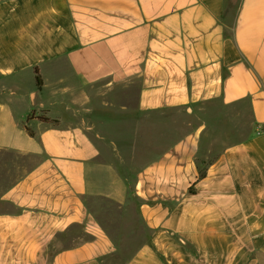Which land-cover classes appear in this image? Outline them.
Wrapping results in <instances>:
<instances>
[{
  "label": "crops",
  "instance_id": "crops-1",
  "mask_svg": "<svg viewBox=\"0 0 264 264\" xmlns=\"http://www.w3.org/2000/svg\"><path fill=\"white\" fill-rule=\"evenodd\" d=\"M228 1L0 0V264H108L94 199L145 226L122 264H264V0Z\"/></svg>",
  "mask_w": 264,
  "mask_h": 264
},
{
  "label": "rangeland",
  "instance_id": "rangeland-1",
  "mask_svg": "<svg viewBox=\"0 0 264 264\" xmlns=\"http://www.w3.org/2000/svg\"><path fill=\"white\" fill-rule=\"evenodd\" d=\"M238 0H229L226 7L225 13V23L227 26L233 25V18L236 14ZM226 29L229 31L228 27ZM246 112L247 118H249V114L247 110L243 109ZM190 116L185 115V120H190ZM189 127V126H188ZM199 127L198 123H194L192 125L193 129H197ZM223 126L221 125V128ZM190 129V127H189ZM188 129V130H189ZM221 145L229 144L233 142L230 139H221L219 141ZM5 161L4 168H0V179L4 177V175L10 174L13 172L10 168L7 169L5 166L7 163H11L13 169H15V164L26 167L32 164V160L29 159H20L16 158L15 156L4 154L0 155V161ZM2 180V179H1ZM0 180V186L5 184L2 183L3 181ZM89 209L92 211V214L99 218L101 222H103L104 226H106L108 232L111 234L113 239L119 241L120 243V251L114 254L113 257L107 259L108 264H122L126 258L133 254V248L139 246L141 243L145 242L148 238L147 231L145 230V226L141 223L138 219V215L136 209L133 204L129 205L126 208L120 207L117 203L111 200H98L94 199L89 201ZM124 211H127L126 214L128 215L127 225L130 224L128 228H125L126 221L125 217L123 219ZM65 240L63 241L62 245L67 246L69 244H73L79 241V237L87 238L81 232L78 226H73L71 230L63 235Z\"/></svg>",
  "mask_w": 264,
  "mask_h": 264
},
{
  "label": "trees",
  "instance_id": "trees-1",
  "mask_svg": "<svg viewBox=\"0 0 264 264\" xmlns=\"http://www.w3.org/2000/svg\"><path fill=\"white\" fill-rule=\"evenodd\" d=\"M225 26H227V25L225 24ZM230 28H232V27H230ZM225 33L228 34V32L226 30H225ZM230 34H232V33H230ZM35 82H36L37 86H41V84H42V81H41V79H40L37 71L35 72ZM29 134L32 135L33 133L31 131H29ZM203 176H204V172L203 171H200L199 174H198V178H202ZM189 191L192 192V189L190 188Z\"/></svg>",
  "mask_w": 264,
  "mask_h": 264
}]
</instances>
